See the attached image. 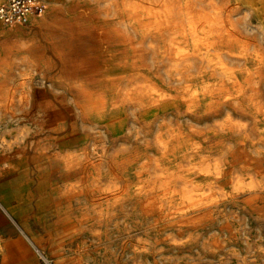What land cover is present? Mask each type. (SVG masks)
Here are the masks:
<instances>
[{
	"label": "bare ground",
	"instance_id": "obj_1",
	"mask_svg": "<svg viewBox=\"0 0 264 264\" xmlns=\"http://www.w3.org/2000/svg\"><path fill=\"white\" fill-rule=\"evenodd\" d=\"M102 4L104 59L78 61L74 51V70L87 74L73 76L71 104L56 109L37 102L41 125L52 136L68 134L54 153L26 154L9 170L47 171L40 161L53 159L60 175L76 180L71 198L87 190L95 237H101L97 226L119 216L108 211L116 208L127 217L157 214L158 223L178 228L168 240L182 246L197 239L185 231L229 203L246 198L249 208L264 199V172L255 165L264 161V0ZM67 24L76 28L77 19L59 22ZM82 33L73 31L71 39ZM58 55L64 59V50ZM19 100L30 102L26 95ZM243 146L250 162L234 165ZM87 217L82 213L77 223ZM258 224L264 228V218ZM234 259L246 264L236 253L225 256Z\"/></svg>",
	"mask_w": 264,
	"mask_h": 264
},
{
	"label": "rangeland",
	"instance_id": "obj_2",
	"mask_svg": "<svg viewBox=\"0 0 264 264\" xmlns=\"http://www.w3.org/2000/svg\"><path fill=\"white\" fill-rule=\"evenodd\" d=\"M40 3L31 27L17 25L12 29L15 33L3 27L0 32V264H137L136 260L138 264H241L235 259L225 261L231 253L246 264H264V228L258 224L264 218V199L249 208L246 198L229 203L201 227L185 231L184 235L197 238L187 245L168 240L178 234V228L158 223L157 214L127 217L116 208L108 211L119 214L117 218L95 228L101 232L97 238L90 229L96 225V214L89 208L87 190L71 198L76 180L60 175L55 160L40 161L47 171L37 165L15 173L9 170L11 161L26 154L42 148L54 153L58 140L68 134L52 136L41 125L43 113L37 102L49 101L50 108L56 109L71 104L73 76L87 74L74 70V51L79 53L78 61L104 59L102 0H57L42 17ZM72 18L77 19L76 28L59 25ZM73 31L83 33L73 40ZM60 50L64 59L58 55ZM25 95L29 103L19 100ZM76 147L67 149H80L82 144ZM244 149L235 154L234 165L250 162ZM259 162L255 165L264 172V161ZM85 212L88 217L80 225L77 219ZM141 244L147 250L136 253Z\"/></svg>",
	"mask_w": 264,
	"mask_h": 264
},
{
	"label": "built area",
	"instance_id": "obj_3",
	"mask_svg": "<svg viewBox=\"0 0 264 264\" xmlns=\"http://www.w3.org/2000/svg\"><path fill=\"white\" fill-rule=\"evenodd\" d=\"M40 8V0H4L0 5V25L29 26Z\"/></svg>",
	"mask_w": 264,
	"mask_h": 264
},
{
	"label": "crops",
	"instance_id": "obj_4",
	"mask_svg": "<svg viewBox=\"0 0 264 264\" xmlns=\"http://www.w3.org/2000/svg\"><path fill=\"white\" fill-rule=\"evenodd\" d=\"M3 2H4V0H0V5H1ZM42 2H43V10H42V12H41L40 17H42V15H43L44 13H46V11H47L49 8L55 6L56 3H57V0H44V1L42 0ZM16 26H17V25H11V26H2V25H0V32L2 31V28L5 27V28H7L9 31H11L12 33H15V31L12 30V29L17 28ZM22 26H23V25H22ZM31 26H32V24L29 25V26H25V27H31ZM15 36H17V35H15ZM15 36H14V37H15ZM15 39H16V38H15ZM20 40H21V39H20ZM0 41H1V40H0ZM21 42H22V43H25V41H23V40H21Z\"/></svg>",
	"mask_w": 264,
	"mask_h": 264
},
{
	"label": "clouds",
	"instance_id": "obj_5",
	"mask_svg": "<svg viewBox=\"0 0 264 264\" xmlns=\"http://www.w3.org/2000/svg\"><path fill=\"white\" fill-rule=\"evenodd\" d=\"M229 148H231V146L229 145ZM255 154V153H254ZM219 165H217V169H218ZM217 174H218V171H217Z\"/></svg>",
	"mask_w": 264,
	"mask_h": 264
}]
</instances>
